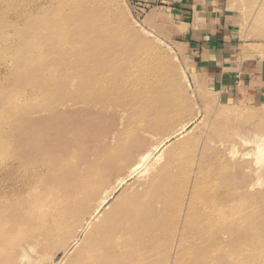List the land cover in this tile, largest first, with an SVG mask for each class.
<instances>
[{"label": "rangeland", "instance_id": "rangeland-1", "mask_svg": "<svg viewBox=\"0 0 264 264\" xmlns=\"http://www.w3.org/2000/svg\"><path fill=\"white\" fill-rule=\"evenodd\" d=\"M40 1L0 0V264H21L9 240L2 239V230L7 227V213L19 211L18 207L13 210L12 199L24 193L22 177L30 174L33 178L42 172L43 178L48 177L49 188L42 185L35 191L41 206L54 204L55 195H61L60 187L53 185L56 179L69 187L80 181L79 190L93 184V191L78 202L75 216H79L71 221L72 233L64 229L48 246L36 247L32 259H24L23 264L35 260L33 264H69L83 246L100 244L102 239L104 246L113 247L118 236L130 234L115 222L117 209L141 202L142 216L152 209L162 215L169 213L166 225L174 223L180 209L173 244L155 250L157 264H166L168 258L172 264L180 248L194 244L189 238L179 246L190 191L196 185L193 176L202 171L219 176L211 192L215 199L219 197L214 207L227 218L228 223L221 227L230 222L235 225L201 235L205 244L218 249L214 264H264V88L254 100L242 101L235 79L242 60L251 64V59L257 58L264 69V0H199L203 9L220 2L222 9L216 14L239 38L230 51L235 54L218 75L204 67L213 61L201 62L200 54L191 59L186 47L189 41L173 29L177 19L172 11L187 1L195 4V0H87L91 13L118 29L116 35L122 34L117 53L129 55L122 58L124 62L139 61L128 72L121 96H94L81 90L79 78L76 86L66 81L83 54L76 52V58L62 65L66 50H59V43L49 47L43 42L50 4L42 10ZM195 11L199 21L203 15ZM201 22L196 26L204 33L200 43H209L207 34L214 25L208 28ZM87 63L84 73L92 74L100 62ZM98 97H104L105 109L95 104ZM27 122L51 134L59 131L63 140L55 141L52 152L57 155L65 145L73 153L71 158L63 156L59 167L49 157V168L23 166L17 170L12 133ZM73 126L84 130L76 135L70 130ZM38 144L37 140L34 145ZM223 161L230 169L220 179ZM93 164L97 170L89 169ZM136 165L139 168L128 174ZM53 166L55 170L48 171ZM110 190L111 196L94 214ZM88 216L91 224L80 230ZM27 227L13 234L26 237ZM31 234L25 242L32 239Z\"/></svg>", "mask_w": 264, "mask_h": 264}, {"label": "bare ground", "instance_id": "bare-ground-1", "mask_svg": "<svg viewBox=\"0 0 264 264\" xmlns=\"http://www.w3.org/2000/svg\"><path fill=\"white\" fill-rule=\"evenodd\" d=\"M40 2L38 7L42 10L45 5L50 4L49 10L46 11L48 13L45 22L47 27L44 31L46 30L47 35L43 42L49 47L59 43L61 47H58V49L62 50L64 48L66 50L67 56L64 57L62 65L66 63L67 59L76 58V52L80 51L83 54V56H80L81 61L79 60L78 67L75 68V65L73 69V76L67 77L66 81H70V84L74 82V86H76V81L79 78L80 85L82 84L81 90L94 93V96L98 93L105 96H121L127 84L128 72L136 68L139 61H133L135 60L134 55L130 59L133 62H124L125 59L122 58H128L129 55L123 54L120 56L117 53V48L121 46L120 40L122 39V34L116 35L115 33L118 29L108 27L107 24L102 23L97 16L91 13L87 0H41ZM87 61H90L92 65L100 62L98 66L91 70L92 74L84 73L86 64H88ZM70 77L72 78L70 79ZM104 101V97H98L95 104L98 103L99 109L102 110L106 108ZM70 130L79 135L84 129L80 130L73 126ZM179 134L177 133L175 136ZM61 139L62 136L59 135L57 130L54 134H51L35 123L19 124L12 133L11 139L15 168L17 170H20L23 166L24 168H49L51 164L46 162L49 157L54 159L55 166L59 167L63 156L69 159L73 154L62 144L61 151L57 155L52 152V145L55 144L56 140L61 142ZM37 140L39 144L36 146L34 144ZM148 157V155L145 156L142 161H146ZM138 165L131 167L128 174L134 173L139 168ZM55 166L48 171L55 170ZM94 167L93 164L89 169L97 170ZM96 167H98L97 163ZM220 167L221 179L225 171L230 169V165L223 161ZM44 173L36 174L33 178L30 174L22 177L25 183L24 193L21 196H13L12 199L14 200L12 202L13 210L15 211V208L18 207L19 211L12 214L7 213V215L9 214L7 227L4 230L1 229L3 231L2 239L9 240L13 252L16 251V260L21 264H23L24 259H32V256L36 253V247L41 249L48 246L52 239L58 237L64 229L67 234L72 233L73 220L79 216H75L78 202L92 195L93 184L84 187V190H79V187H81L80 181L74 182L69 187L62 184V179L61 181L56 179L53 185L60 187L62 190L61 195H55L54 204L41 206L43 203L36 198L37 192L35 191L42 185L49 188L46 184L48 177L43 178ZM193 177L192 181L196 185L193 184L190 191V204L181 225L179 246H182L185 241L188 243L189 238L193 239L194 244L188 249L180 248L176 261L172 264H214L215 252L218 249H212L209 243L205 244L201 235L205 232L209 234L216 233L219 228L226 227H221V225L228 223L225 222L226 216L221 214L219 208L214 207L219 197L215 199L213 197L215 194L211 192L213 191L211 187L217 184L215 182L218 181L219 176L202 171L200 174H194ZM86 179L91 182L90 179ZM41 180L44 181L43 184ZM220 189L223 190L224 188ZM112 191L110 190L102 196L93 211L94 214L111 196ZM187 191L188 188L185 192ZM206 191H208L207 194ZM152 210H149L146 216H142L141 213L144 212L142 202L129 204L126 210L118 208L115 214V222L124 227L130 234L118 236L116 238L118 243L114 242L113 247L104 246L106 242L103 239L100 244L92 242L85 245L73 259H70L69 264H144L145 261L157 264L155 250L161 248V246L166 248L173 244V234L178 232L179 227V223L175 222V218L179 217L180 209L176 211L173 219L174 223L171 225L165 224V219L167 220L170 217L169 213L165 211L162 215ZM114 211H116L115 207ZM89 217L85 223V218H83L80 230H84L86 226L91 224ZM21 223L22 225H20ZM23 226H29L24 230L27 232L26 237L22 233L13 234ZM228 227L234 228V222H230ZM33 231L35 233L31 234ZM29 233L32 235V239L25 242ZM117 248L119 249L118 255L115 254ZM197 249H200L201 252L196 253ZM111 256H115L116 259L114 260ZM35 261H31V264ZM166 264H169V258Z\"/></svg>", "mask_w": 264, "mask_h": 264}, {"label": "crops", "instance_id": "crops-1", "mask_svg": "<svg viewBox=\"0 0 264 264\" xmlns=\"http://www.w3.org/2000/svg\"><path fill=\"white\" fill-rule=\"evenodd\" d=\"M185 2L180 6V8L172 11L174 13V17H176L177 22L174 26V31L176 29L177 35L186 37L189 42H187L186 47L188 50L187 53L191 54V59L194 60L195 57H198L200 54L202 57L201 62L213 61L212 64L204 66L208 69L211 68L216 75L220 74L223 71V67L225 63H229L230 59H232V54L230 53L231 49L236 45L239 38H237V32H233L231 26L226 23V20L221 18L218 13L222 9L220 2H213L214 7L207 9L200 8L202 3H199V0H195V4L191 5ZM189 5V6H188ZM211 9V11H209ZM198 10L200 14H202L203 18L199 21H196L195 13ZM214 13V14H213ZM216 16V17H215ZM205 23L209 28V25L213 24L214 29L210 31L207 35H209V43H200L201 38H203L204 33L202 31H198L196 28L200 22ZM201 22V23H202ZM195 25V26H194ZM195 28H194V27ZM214 40V42H212ZM204 53V54H203ZM257 57V56H256ZM254 62H249L248 64L244 63L243 60L237 66L236 76V85L238 89V95L243 99L249 102V100H254L259 90H263L264 88V69L263 65H259L257 58L251 59ZM227 61V62H226ZM224 62V63H223ZM249 98H248V97ZM264 97V96H263Z\"/></svg>", "mask_w": 264, "mask_h": 264}]
</instances>
